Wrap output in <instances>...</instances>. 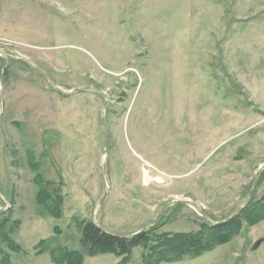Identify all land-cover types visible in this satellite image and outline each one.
I'll list each match as a JSON object with an SVG mask.
<instances>
[{"label":"rangeland","instance_id":"374dc122","mask_svg":"<svg viewBox=\"0 0 264 264\" xmlns=\"http://www.w3.org/2000/svg\"><path fill=\"white\" fill-rule=\"evenodd\" d=\"M239 206L197 256L81 242ZM263 237L264 0H0V264H264Z\"/></svg>","mask_w":264,"mask_h":264},{"label":"trees","instance_id":"16d2710c","mask_svg":"<svg viewBox=\"0 0 264 264\" xmlns=\"http://www.w3.org/2000/svg\"><path fill=\"white\" fill-rule=\"evenodd\" d=\"M249 206H244L235 216L225 222L211 223L202 226L195 231H163L156 232V228L150 226L148 229L136 232L132 235L119 236L113 232L104 230L93 219L83 221L82 245L89 251H115L120 255H128L135 245L145 246L150 256L157 260L178 259L185 255L197 256L212 249L216 244L223 242L241 227L244 213L254 216L255 211H248ZM258 212V211H256ZM257 215V214H256ZM56 257L57 264H78L69 261V252ZM81 260V259H80Z\"/></svg>","mask_w":264,"mask_h":264},{"label":"water","instance_id":"95a60500","mask_svg":"<svg viewBox=\"0 0 264 264\" xmlns=\"http://www.w3.org/2000/svg\"><path fill=\"white\" fill-rule=\"evenodd\" d=\"M40 69H41V70L44 72V74H45V75L51 80V76H50L47 72H45L42 68H40ZM51 81H52V80H51ZM52 83H53V82H52ZM53 85H54V83H53ZM58 89H59L60 91L64 92V93H67V92H65L64 90H62L61 88H58ZM78 89H79V88H75V89L71 90V91L68 92V93H74V92H76ZM103 119H104V123H105V126H106V138H105L104 146H103V153H105V152L107 151V148H108V145H109L111 130H110V126H109V123H108L107 118H106L105 115H104ZM261 170H262V169H260V170L258 171V173H257L256 179H255L254 184H253V188L255 187V184H256V182H257V179H258V176H259ZM102 177H103V182L105 183V176L102 175ZM252 190H253V189H252ZM251 192H252V191H251ZM241 208H242V206H239V207H238V208H237L232 214H230L227 218H225V219H223V220H221V221H216V222H214V223L225 222V221L229 220L230 218H232L233 216H235V214H236L237 212H239V211L241 210ZM146 229H147V228L145 227V228L141 229V230L138 231V232L144 231V230H146ZM104 230H105V229H104ZM115 234H117V235H119V236H127V234H119V233H115ZM263 240H264V237L261 238V239H258V240L255 242L254 247H257V246H258Z\"/></svg>","mask_w":264,"mask_h":264}]
</instances>
